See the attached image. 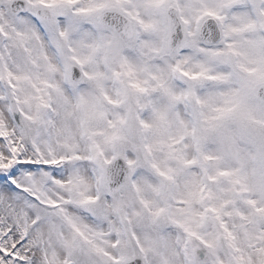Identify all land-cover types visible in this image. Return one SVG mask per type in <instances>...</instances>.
I'll return each instance as SVG.
<instances>
[{"label": "snow or ice", "instance_id": "obj_1", "mask_svg": "<svg viewBox=\"0 0 264 264\" xmlns=\"http://www.w3.org/2000/svg\"><path fill=\"white\" fill-rule=\"evenodd\" d=\"M0 264H264V0H0Z\"/></svg>", "mask_w": 264, "mask_h": 264}]
</instances>
